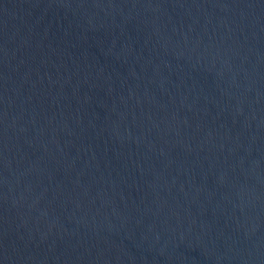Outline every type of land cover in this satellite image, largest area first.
Returning a JSON list of instances; mask_svg holds the SVG:
<instances>
[{
    "label": "water",
    "instance_id": "95a60500",
    "mask_svg": "<svg viewBox=\"0 0 264 264\" xmlns=\"http://www.w3.org/2000/svg\"><path fill=\"white\" fill-rule=\"evenodd\" d=\"M0 264H264V0H0Z\"/></svg>",
    "mask_w": 264,
    "mask_h": 264
}]
</instances>
